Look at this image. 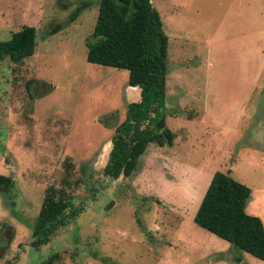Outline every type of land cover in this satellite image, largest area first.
I'll return each instance as SVG.
<instances>
[{"label": "rangeland", "instance_id": "374dc122", "mask_svg": "<svg viewBox=\"0 0 264 264\" xmlns=\"http://www.w3.org/2000/svg\"><path fill=\"white\" fill-rule=\"evenodd\" d=\"M151 4L168 38L161 115L175 139L114 180L102 172L111 137L140 91L128 71L86 61L98 0H0L1 41L36 30L32 56L0 62V175L14 180L0 193V264L54 253L55 264H264L193 221L220 171L251 190L246 212L264 225V0ZM50 186L84 211L36 250L31 228Z\"/></svg>", "mask_w": 264, "mask_h": 264}, {"label": "trees", "instance_id": "16d2710c", "mask_svg": "<svg viewBox=\"0 0 264 264\" xmlns=\"http://www.w3.org/2000/svg\"><path fill=\"white\" fill-rule=\"evenodd\" d=\"M89 5L90 1H82L69 16V22ZM35 47L36 30L25 26L9 40H0V62L7 59L15 65L22 64L33 55ZM167 47L168 38L151 0H98L96 23L86 41V61L128 71V86L140 91L139 100L127 105L125 118L111 137V150L102 171L108 178L115 180L135 174L148 146L171 147L174 143L175 134L166 127L161 115L168 72ZM13 188L14 180L0 175V193H9ZM250 195L246 185L217 171L193 221L232 247L264 262V225L245 210ZM83 211L84 205H76L64 188L48 187L31 228L30 246L38 250L47 245L56 233L75 223ZM59 257L54 253L41 264H55Z\"/></svg>", "mask_w": 264, "mask_h": 264}, {"label": "crops", "instance_id": "0c3cea01", "mask_svg": "<svg viewBox=\"0 0 264 264\" xmlns=\"http://www.w3.org/2000/svg\"><path fill=\"white\" fill-rule=\"evenodd\" d=\"M211 178H212V175H211ZM260 193L264 194V189H263L262 191H260ZM250 196H251V197H250V200L247 201V204H248L250 201H252L253 198H254V196H252V194H251ZM255 200H256V198H255ZM247 204H246L245 210H246V208H247ZM250 215H251V214H250Z\"/></svg>", "mask_w": 264, "mask_h": 264}, {"label": "water", "instance_id": "95a60500", "mask_svg": "<svg viewBox=\"0 0 264 264\" xmlns=\"http://www.w3.org/2000/svg\"><path fill=\"white\" fill-rule=\"evenodd\" d=\"M248 200H250V197L248 198ZM109 207H110V206H109ZM109 207H107V209H108Z\"/></svg>", "mask_w": 264, "mask_h": 264}]
</instances>
